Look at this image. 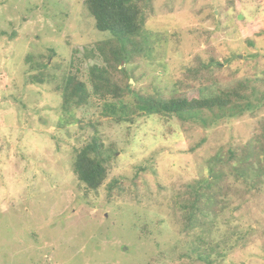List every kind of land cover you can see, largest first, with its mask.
Instances as JSON below:
<instances>
[{"label":"rangeland","instance_id":"rangeland-1","mask_svg":"<svg viewBox=\"0 0 264 264\" xmlns=\"http://www.w3.org/2000/svg\"><path fill=\"white\" fill-rule=\"evenodd\" d=\"M84 1L0 0V264H264V0H152L130 92L64 111L68 63L86 81L99 60L76 59L110 38ZM29 55L50 58L42 83ZM196 70L220 89L242 81L253 108L203 110L206 126L147 114L145 100L197 96L207 81ZM90 124L109 157L87 191L72 165ZM213 176L216 208L198 246L179 207Z\"/></svg>","mask_w":264,"mask_h":264},{"label":"trees","instance_id":"trees-1","mask_svg":"<svg viewBox=\"0 0 264 264\" xmlns=\"http://www.w3.org/2000/svg\"><path fill=\"white\" fill-rule=\"evenodd\" d=\"M151 2L152 0L84 1L87 12L94 20L96 30L109 32L110 38L96 43L92 49L82 52L81 57L76 59V63H79L80 60L83 62L87 60L95 61L94 58L99 60V62L97 61L88 67L86 81L80 79V70L75 66V62L68 63L59 88L62 93V110L78 109L88 105L90 100L94 99L101 102L108 99L119 101L127 92H130L129 80L132 78L133 72L128 71L127 66L145 56L150 49L148 45L146 46V38L141 36V31L146 19L145 9L149 8L147 6ZM148 11L152 12L151 7ZM26 59L31 64L30 69L37 71L30 76V79L42 83L43 72L47 69V64L44 63L45 60L48 61L50 58L44 55H38L37 57L29 55ZM213 65L209 63L200 67L203 66L204 69L209 70ZM199 73V70L194 72V81H200L201 77L204 78ZM197 75L200 78H197ZM204 79L209 84L206 86L207 83H205L206 85L203 88V85H200L197 96L192 94L189 97L169 98L157 102H147L145 100L147 114H166L168 117H176L181 121L199 122L206 126L208 121L199 115L203 110L209 113L217 110L223 116L225 114L233 116L236 113L241 114L243 111L253 108V104L248 101L249 87L242 81L236 82L233 87L220 89L218 82L212 79L211 76L207 75ZM263 99L264 93L255 100L260 103ZM220 118L223 117L219 115L216 119ZM96 126L90 124L93 135L89 142L76 150L72 165L77 179L85 186L87 191L98 189L107 176L106 162L109 155L104 156L103 143L96 135ZM262 150L264 151V143ZM246 158L247 156L244 159ZM261 174L264 176V172ZM218 179V176H213L210 181H207L206 185L201 183L202 187L199 184L193 188L190 186L185 193V199L188 197V200L179 207L183 213L181 221L184 231L188 236L192 232L194 235L192 236V242L197 243L198 246L203 242V235L196 229H201L202 226L208 227L209 223L205 221L204 217L216 208H213V205L218 196L215 195L217 191L215 182ZM206 188L212 191L210 192L212 196L209 195L208 198L203 194L204 190L207 191ZM211 199L212 201L209 203ZM201 200H206L204 211L200 210L199 203ZM197 231L199 234L196 233Z\"/></svg>","mask_w":264,"mask_h":264}]
</instances>
